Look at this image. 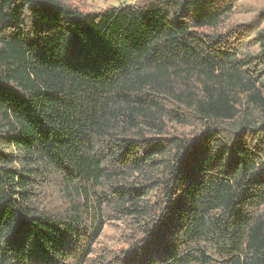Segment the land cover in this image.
<instances>
[{"label": "trees", "instance_id": "obj_1", "mask_svg": "<svg viewBox=\"0 0 264 264\" xmlns=\"http://www.w3.org/2000/svg\"><path fill=\"white\" fill-rule=\"evenodd\" d=\"M243 1L0 0V264H264V0L235 21ZM107 215L123 240L95 253Z\"/></svg>", "mask_w": 264, "mask_h": 264}, {"label": "rangeland", "instance_id": "obj_2", "mask_svg": "<svg viewBox=\"0 0 264 264\" xmlns=\"http://www.w3.org/2000/svg\"><path fill=\"white\" fill-rule=\"evenodd\" d=\"M77 3L81 8L90 11H100L108 7L118 6L122 3V0H72ZM263 0H244L240 3V8L237 11V15L234 20H244V21H255L257 12L259 13L260 6ZM179 132L183 133L188 131V129L177 128ZM58 182L56 180H51L48 183L46 189H44L41 194H39L40 202L51 204L53 207L62 208L64 205V198L58 190ZM109 216V215H107ZM109 220L104 226L103 232L94 246L95 253L102 252L103 249L109 251L117 249L121 246V241L123 240L124 225L109 216Z\"/></svg>", "mask_w": 264, "mask_h": 264}]
</instances>
